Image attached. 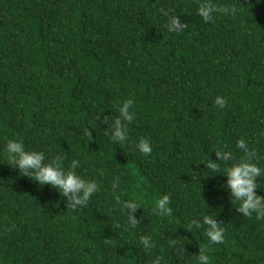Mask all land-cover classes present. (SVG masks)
<instances>
[{"label": "trees", "instance_id": "1", "mask_svg": "<svg viewBox=\"0 0 264 264\" xmlns=\"http://www.w3.org/2000/svg\"><path fill=\"white\" fill-rule=\"evenodd\" d=\"M205 3L217 7L207 21ZM129 97L119 146L107 129ZM13 135L65 166L79 159L98 190L72 207L0 163V264H200L199 247L209 264H264V218L239 213L203 162L213 148L241 158L243 140L264 168V0H0V150ZM161 193L166 215L151 210ZM117 196L142 204L136 225ZM203 215L222 223V242L189 230Z\"/></svg>", "mask_w": 264, "mask_h": 264}, {"label": "clouds", "instance_id": "2", "mask_svg": "<svg viewBox=\"0 0 264 264\" xmlns=\"http://www.w3.org/2000/svg\"><path fill=\"white\" fill-rule=\"evenodd\" d=\"M217 10L216 5L205 3L199 8V15L204 20H211L212 13ZM214 103L222 106L224 100L217 96ZM134 104L133 98L129 97L123 100L118 105L119 115L116 116L109 128V138L116 145H123L128 139L127 124L134 117V111H130ZM241 150L244 153L239 159L233 158L232 154L222 149L213 148L216 154V159L209 158L207 162L203 161L205 168L214 173H223L226 176L224 185L227 187L231 195V201L235 200L237 211L244 216H252L255 214L257 219L264 218V196L258 194L254 189L257 186V177L264 173L257 161L255 149H250L245 146L243 140L239 141ZM136 148L140 153L148 154L152 151L151 143L146 137H140L136 141ZM64 154H56L51 158H46L43 150L30 148L25 145L22 138L13 135L5 142L3 149L0 150V163H7L17 167L19 172L36 181L39 185L48 184L59 190V193L67 199V204L72 207L77 205H85L89 201L90 196L98 190L96 179L85 178L80 175L77 169L80 167V160L73 158L65 166ZM221 161L229 162L221 170ZM113 187H116L114 182ZM119 206L127 210V220L129 225L138 223L136 217L132 213L138 206L142 205L134 199H121L116 197ZM170 197L167 193H161L151 206V210L157 215H166L171 213L172 209L169 206ZM144 206V205H143ZM206 225V230L203 235L208 238L209 244L220 243L224 240L225 228L222 223L216 219V215H203L202 217L192 218L190 220V228L194 226L200 228L201 225ZM140 244L145 249H151L152 238L150 235H140ZM169 245L177 243L176 240L170 239ZM183 250V249H182ZM196 259L200 264H209L210 255L206 247H199ZM162 257L156 256L152 259L151 264H161Z\"/></svg>", "mask_w": 264, "mask_h": 264}]
</instances>
